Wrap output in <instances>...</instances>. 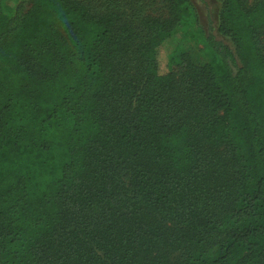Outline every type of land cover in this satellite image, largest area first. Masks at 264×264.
<instances>
[{"label": "trees", "instance_id": "16d2710c", "mask_svg": "<svg viewBox=\"0 0 264 264\" xmlns=\"http://www.w3.org/2000/svg\"><path fill=\"white\" fill-rule=\"evenodd\" d=\"M218 1L165 70L192 0H0V264H264V0Z\"/></svg>", "mask_w": 264, "mask_h": 264}, {"label": "rangeland", "instance_id": "374dc122", "mask_svg": "<svg viewBox=\"0 0 264 264\" xmlns=\"http://www.w3.org/2000/svg\"><path fill=\"white\" fill-rule=\"evenodd\" d=\"M16 1V0H13ZM150 2L151 0H142ZM152 6L145 9V13H161L164 10L163 3L160 0ZM198 13V22L186 23L181 22L173 31V37L163 45L162 59H164L163 69H167L168 55L174 47H179L183 52L188 53L197 64H204L208 57L206 55L204 44V33L208 32L210 25L214 29L218 38H223L217 31L218 15L220 11V2L218 0H192ZM211 23V24H210ZM225 41H228L224 38ZM229 42V41H228ZM264 44V37L262 38Z\"/></svg>", "mask_w": 264, "mask_h": 264}]
</instances>
